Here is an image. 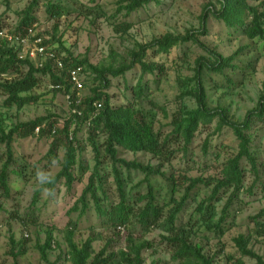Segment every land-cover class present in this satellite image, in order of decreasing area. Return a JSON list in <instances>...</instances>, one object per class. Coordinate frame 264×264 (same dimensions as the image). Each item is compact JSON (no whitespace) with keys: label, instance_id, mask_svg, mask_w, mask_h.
I'll use <instances>...</instances> for the list:
<instances>
[{"label":"trees","instance_id":"obj_1","mask_svg":"<svg viewBox=\"0 0 264 264\" xmlns=\"http://www.w3.org/2000/svg\"><path fill=\"white\" fill-rule=\"evenodd\" d=\"M4 1L8 5L9 0ZM40 2L44 5L47 18L58 21L65 9L61 4L54 3L53 0H30L23 10L15 12L17 21L8 31L23 36L28 28L34 27L37 21L34 11ZM88 3L94 4L96 12L103 15L98 0H88ZM151 3L160 4V1L117 0L114 14L106 16V19L111 17L114 19L118 15L125 19V21L111 23L113 30L122 36L132 25L130 21H126V18L143 10ZM94 7L88 8V13L94 11ZM209 17L222 22L228 29L241 32L249 40L264 37V0H209L203 7L198 28H191L178 34L167 32L144 43L135 42L134 46L128 50L127 58L110 51L111 60L106 65L92 64L87 56H73L63 47L64 33L56 36L58 27L56 23L53 32L50 36L48 35V39L43 40V44L52 48L51 51L60 57L63 63L61 71L54 67L51 59L46 60L41 67H35L27 58L20 59L17 54L18 50L14 46L0 40V75H16L10 80L0 82V89L6 95L4 100L6 107L21 109L24 105L35 102L37 98L29 95L28 92L38 84L40 76L48 75L52 84L64 83L66 85L63 78L67 70L75 66H82L84 73L88 74L83 82L85 85L87 81L90 91L79 105L71 104L69 106L71 114L63 121L61 127H58L55 121L47 120L48 116H40L26 122L15 123L6 131L0 119V144L5 146L4 159L0 162V212L5 214L4 222L9 229L11 220L20 221L24 227L28 224L39 225L42 223L33 214L29 215L27 212L23 217L17 213V209L5 207L6 201L11 195L9 180L15 177L23 182L29 181V177L26 176L27 164L22 162L24 160L22 157L15 156L12 141L15 138L30 137L50 140L48 151L44 155L46 164L43 167L58 161V151L63 148L60 169L49 179L47 187L49 194H52V192L58 191L59 185H63L66 194L71 196L73 185L81 183L87 171V167L82 162L83 148L76 139L77 131L86 125V143L91 147L94 165L80 194L76 195L68 208V215L78 211V217H80L89 207V200H91L97 214L103 217V220L109 224L113 231L118 226H126L131 229L136 224L141 227L143 233L148 232L152 227L159 226V218L162 213V207L156 204L154 188L150 179L156 176L164 178L168 175L162 170L163 165L170 163L174 157L180 154L181 161L186 164L183 172H178L176 175L171 171L167 179L172 182L173 192L177 186L184 187L183 194L178 201L174 202L173 207L168 209L163 225H161L164 231L161 240L169 246L170 264H214L216 254L205 253L201 245L191 240V230L187 228L186 224L180 223L179 218L187 205L191 192L198 187L203 186L210 189L205 200L207 207H211L210 203L218 199L221 191H229L220 216L212 225L207 224L206 226L207 229L218 231L222 235L231 226V223L228 222L231 207L234 203L244 202L241 193L252 195L257 184L264 186L262 180L264 159H261L259 150L254 144L255 126L259 123L264 125V87L255 107L247 111L241 121L231 119L222 107L208 106L204 76L222 75L229 83L228 85H234V81L227 77L226 71L237 69L235 60L244 50V46H240L232 54L224 56L215 48L205 44L201 37L208 34L207 20ZM71 26L69 24L68 30ZM5 27L6 24L0 16V30H6ZM47 34L48 32L37 33L42 37ZM55 43L58 44L59 49L53 45ZM185 45L196 46L203 52L195 59L193 74L179 79L181 90L177 98L190 97L194 100L195 107L186 109L178 104L170 114V120L167 123L170 130L163 134L161 128H154L153 121L147 119V114L136 108L135 103L144 96L150 79L158 82L168 72L169 68L162 61L157 60L156 56L167 57L173 49L182 48ZM60 49L66 52L64 56L59 52ZM149 53L152 56H149ZM182 54L186 55L185 52ZM117 57H119L118 63L114 65ZM186 60L184 59V61ZM136 69L139 71L136 81L134 84H130L126 74ZM118 78L124 82L123 100L120 103H115L112 101L114 96L109 94V89L113 85L112 80ZM52 91L59 92L54 88ZM94 103L101 104L98 110ZM159 108L165 116H168L165 108L161 106ZM76 110L80 111V115L76 114ZM213 120H216L213 130L207 133L202 141L201 154L206 156L209 153V150L214 147L212 137L224 129L231 130L236 139L235 153L226 159L218 172L206 174L208 166L204 164L199 167V170H202L200 174L191 176L189 172L193 171L197 165V162L192 158L193 140L197 132L209 127ZM72 125L74 128L70 130ZM37 127L39 129L35 132ZM100 137L103 138L101 142L98 140ZM119 149L131 153H148L157 158L159 162L153 165L149 162L144 164L137 160H126L119 156ZM218 157L219 153H216L215 158L218 159ZM104 158L110 162V173L117 192V201L115 202L109 200L104 186L106 176L101 171ZM131 171L138 172L143 177L126 190ZM35 172L36 170H33V175ZM247 173L252 177V180L249 186L244 187ZM142 185L145 186L143 194L139 192ZM134 189H136L135 192H133ZM39 190L35 191L31 205L36 202ZM98 192L102 195L103 202H101V195ZM204 203L203 201L196 207L199 212ZM259 216H264V208L259 211ZM76 224L69 220L66 228H60L64 232L65 241V247L60 252L64 256L63 259L67 260L69 264H144L143 251L152 247L149 240L133 239L129 231L126 236L125 249L109 250L106 243L96 252L93 242L99 239V233L92 231L87 238L77 242L74 240ZM54 229L52 227L46 230L43 243L36 245L43 260H47V255L52 248L60 247L53 238ZM253 234L264 236V221L254 227L252 234L240 233L233 238V245L240 256L228 255L232 264H245V257L254 260V264H264V257L250 246ZM9 244V254L14 259L26 252L25 242L15 240L12 234L9 236ZM149 264L158 263L152 260Z\"/></svg>","mask_w":264,"mask_h":264},{"label":"rangeland","instance_id":"obj_2","mask_svg":"<svg viewBox=\"0 0 264 264\" xmlns=\"http://www.w3.org/2000/svg\"><path fill=\"white\" fill-rule=\"evenodd\" d=\"M159 1L160 4L151 3L143 10L126 18V21H130L132 25L127 33L122 36L113 30L111 23L125 21V19L121 15L114 17V19L112 17L106 19V16L114 14L117 0H98L103 15L97 13L94 4L88 3V0H53L54 3H59L65 8L58 21L47 18L44 5L40 2L34 11L37 19L34 31L35 33L48 32L45 35L48 38L56 23L58 26L56 36L62 32L64 33L63 47L73 56H87L92 64L106 65L111 60L110 51L118 56L126 57L128 50L134 46L135 42L144 43L167 32L178 34L191 28H198L203 7L209 2V0ZM29 2L30 0H9L8 5H6L4 0H0V16L6 24V30L12 29L17 21L15 12L23 10ZM91 7H94V11L88 13V8ZM69 24L72 26L68 30ZM207 27L208 34L201 37L202 41L221 52L224 56H228L240 46H244V50L235 60L238 66L237 69L226 71L227 77L234 81V85H228L229 83L222 75L204 76L208 106L212 108L222 107L231 119L241 121L245 113L255 107L264 87V37L249 40L241 32L228 29L222 22L216 21L212 17L208 18ZM53 45L58 48L57 43ZM59 52L63 56L66 54L63 49H60ZM182 52H185L186 55L184 56ZM202 53V50L196 46L185 45L182 48L173 49L167 57L164 55L156 56L157 60L162 61L169 68L168 72L158 82L150 79L144 96L135 104L136 108L147 114V119L153 121L155 129L161 128L163 134L169 132L170 127L167 123L170 120V114L178 104L186 109L195 107L192 98H177L181 90L179 79H184V77L193 74L195 59ZM149 56L152 55L149 53ZM184 59L187 60L184 61ZM118 60L119 57L114 61V65L118 63ZM138 73L139 71L136 69L126 74L130 84L135 83ZM14 77L16 75L2 74L0 75V82ZM85 77H88V74H84L83 78ZM86 82L80 92L82 98L90 93L89 84ZM112 82L113 85L109 89V94L114 96L113 102L120 103L123 100L124 82L120 78L113 79ZM51 86L52 83L48 75L40 76L38 84L28 92L29 95L37 98L36 101L24 105L21 109L6 107L4 105L6 95L0 89V119L3 128L7 131L15 123L26 122L40 116H48L47 120H53L58 127H61L63 121L71 113L63 94L53 92ZM159 106L165 108L168 116L162 113ZM215 121L213 120L210 126L204 130H199L193 140L191 146L192 158L197 162V165L193 171L189 172L191 176L200 174L202 170H199V167L204 164L208 166L206 174L218 172L226 159L235 153L236 139L231 130L224 129L212 137L214 147L209 150V153L206 156L201 154L202 141L206 134L213 130ZM73 128L74 125L70 127V130H73ZM254 135V144L259 150L261 159H264L263 123L255 126ZM86 136L87 127L84 125L77 131L76 139L83 148L82 162L87 167V171L82 182L73 185L71 196L66 194L63 185H59L58 191H54L52 194H49L47 187L49 179L60 169V159L64 153L63 148L58 151V161L43 167L46 164L44 155L48 151L50 140L30 137L25 139L15 138L12 141L15 156L22 157L24 159L22 162L27 164L26 176L29 177V181L23 182L15 177L9 180L11 195L7 199L5 207L17 209V213L23 217L27 212L29 215L33 214L42 223L39 225L28 224L24 227L20 221L11 220L9 229L4 222L5 214L0 212V264H53L54 262V264H69L67 260L63 259L64 256L60 252L65 247L64 232L60 228H66L69 220L77 223L74 231V240L77 242L87 238L92 231L99 233V239L93 242V248L96 252L106 243L109 250L125 249L126 236L130 231V236L133 239L149 240L152 244L151 248L143 251L144 264H149L152 260L158 264L171 263L169 246L161 240V236L164 234L161 225H163L168 209L173 207L174 202L178 201L183 194L184 187L177 186L173 192L172 182L167 179L171 171L176 175L178 172H183L186 164L181 161L180 154L174 157L170 163L163 165L162 170L168 175L164 178L156 176L150 179L154 188L156 204L162 207L159 226L152 227L148 232L143 233L141 227L134 224L131 229L126 226L121 229L116 227L114 230L116 233H113L114 231L109 224L103 220L102 216L97 214L91 200H89V207L80 217H78V211L69 215L67 213L76 195L80 194L94 165L93 153L91 147L86 143ZM102 139L100 137L99 142ZM4 151L5 146L0 144V162L4 159ZM118 153L120 157L126 160H137L144 164L149 162L155 165L159 162L157 158L144 152L131 153L119 149ZM216 153H219L218 159L215 158ZM33 170H36L35 175L32 173ZM101 171L106 176L104 186L109 200L115 202L117 201V192L110 173V162L107 158L102 159ZM142 177V174L131 171L126 190L139 182ZM251 180L252 177L247 173L244 187L249 186ZM262 180L264 182V175ZM38 189L40 190L37 200L31 205L33 195ZM139 192L141 194L145 192L144 185L139 188ZM209 192L210 189L203 186L192 191L179 221L186 224L187 228L191 230V240L201 245L205 253L209 255L216 254L214 264H232L227 256L230 254L235 257L240 256L233 245V238L240 233L252 234L254 227L264 221V216H259V211L264 208V186L257 184L252 195L241 193L244 202L234 203L231 207L230 219H228L231 226L222 235L218 231L207 229L206 226L207 224L212 225L220 216L229 191H221L218 199L210 203L211 207H207L205 200ZM101 200V202L104 201L102 195ZM203 201L205 203L199 212L196 207ZM52 227L55 228L53 238L59 243L60 247L52 248L47 255V260H43L36 245L43 243L46 230ZM11 234L15 240L23 241L26 244V252L15 259L9 254V236ZM250 246L255 252L264 257V236L253 234ZM244 262L245 264H254V260L247 257L244 258Z\"/></svg>","mask_w":264,"mask_h":264},{"label":"built area","instance_id":"obj_3","mask_svg":"<svg viewBox=\"0 0 264 264\" xmlns=\"http://www.w3.org/2000/svg\"><path fill=\"white\" fill-rule=\"evenodd\" d=\"M46 37L38 36L34 31V27L28 28L25 35H15L8 30H0V40H4L8 45L14 46L18 51L20 59L27 58L35 67H41L46 60L51 59L54 67L57 70L63 69V63L60 57L56 56L52 48L43 44ZM48 39V38H46ZM84 71L82 66L69 68L63 78V82L52 84V88L61 92L65 98L67 106L71 104L79 105L82 102L81 90L84 87ZM96 110L101 106L99 103H94ZM76 114L80 115V111L76 110ZM39 127L35 129L37 132ZM122 227L118 226V229Z\"/></svg>","mask_w":264,"mask_h":264}]
</instances>
